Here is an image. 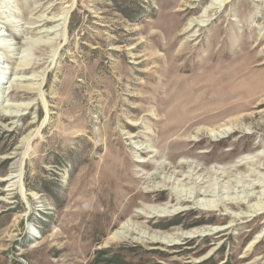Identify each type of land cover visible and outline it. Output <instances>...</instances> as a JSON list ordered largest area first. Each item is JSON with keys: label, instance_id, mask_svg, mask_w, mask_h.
Instances as JSON below:
<instances>
[{"label": "rangeland", "instance_id": "374dc122", "mask_svg": "<svg viewBox=\"0 0 264 264\" xmlns=\"http://www.w3.org/2000/svg\"><path fill=\"white\" fill-rule=\"evenodd\" d=\"M1 32L0 264H264V0H0Z\"/></svg>", "mask_w": 264, "mask_h": 264}, {"label": "bare ground", "instance_id": "6f19581e", "mask_svg": "<svg viewBox=\"0 0 264 264\" xmlns=\"http://www.w3.org/2000/svg\"><path fill=\"white\" fill-rule=\"evenodd\" d=\"M218 1H222V0H218ZM214 3L217 4L216 2H214ZM60 19H62V18H59L58 20H60ZM47 21H50V20H41L40 22H42V24L44 25ZM0 34H3V33L1 32ZM0 45H2L1 42H0ZM0 67L1 68H5L6 66H4L3 64H0ZM1 81L2 80H0V82ZM11 87H12V89L14 87H16V89H18L20 91H24V92H29L30 90H32L34 88L32 86H29V85H22V84L19 85V83H16V84L11 83ZM2 89H3V87H2ZM8 115L9 116H12V117H16L17 116V114H12V113L11 114H8ZM188 198H193V200H195V196H193V195L192 196H188ZM203 203L204 204L201 206V208L206 209V210H215L217 207H219L218 204H214V203L211 204L210 201H206V202H203ZM179 209L180 208H178L176 206L167 205L165 207H161V208L154 209L157 212V214H155L152 211L150 213L155 214L157 216H168V215H170L174 211L175 212L176 211H179ZM223 229L224 228H222V227L219 228V227L216 226V227H211V228L209 227V228H206V229H203V230H198V231L196 230V231H193L192 233H184V234H186V235L189 234V235H187V238L195 237V236H197V237H200V236H209V235L211 236V235H214V234L218 233L219 231H222ZM132 233H134L133 229L132 228H129L127 225L125 226L123 224V225H121L120 227H118L117 229H115L114 231L111 232L110 238L111 239H123V240H125V239H128V238H131L130 236H131ZM150 240L151 241H155V242L165 243V242L159 240L157 236H153V235L151 236V239Z\"/></svg>", "mask_w": 264, "mask_h": 264}]
</instances>
